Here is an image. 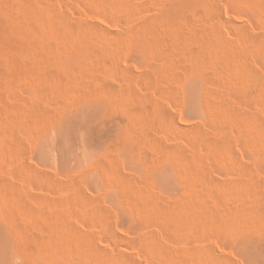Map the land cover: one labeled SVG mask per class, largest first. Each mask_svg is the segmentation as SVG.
I'll use <instances>...</instances> for the list:
<instances>
[{
  "label": "rangeland",
  "instance_id": "obj_1",
  "mask_svg": "<svg viewBox=\"0 0 264 264\" xmlns=\"http://www.w3.org/2000/svg\"><path fill=\"white\" fill-rule=\"evenodd\" d=\"M11 1L0 0V215L6 222L7 240L14 247L19 240L35 238L48 222L43 219L38 223L42 217L36 219L34 212H62L65 221L75 224L74 232L83 233L72 236L50 260L38 258L39 249L33 244L37 251L30 247L27 256L13 255L9 262L0 255V264H124L116 260L120 256H128L131 264H168L153 247L136 244L137 237L149 230L155 233L157 245L171 252L181 249L185 264H264V142L248 134L234 118L247 108L244 101L239 102L240 89L234 82L237 73L243 75V68L237 63L226 65L221 53L212 49L198 65L191 51L189 54L178 45L181 33L201 24L215 27L224 39L232 38L233 28L240 26L263 40L264 0ZM190 47L193 52L197 49L196 44ZM251 54L246 56L245 66L252 68L250 76L255 82H264V50L256 48ZM196 73L208 80L212 91L209 105L195 102L189 88ZM110 90L119 94L117 103L102 98ZM254 91L249 108L264 125V91ZM161 107L167 109L168 118L173 117L172 124L170 119H158ZM131 111L136 115L128 113ZM131 129L141 138L133 142H139L135 157L145 152L162 155L179 146L189 164L182 168L161 166L160 173L149 178L141 172V163L130 160L120 147L119 135L130 138ZM201 132L227 136L226 150H209ZM101 160L112 174H104ZM51 179L57 183L52 184ZM122 179L132 180L147 192L152 190L160 204L171 206L173 220L161 224L143 212L127 209L119 202ZM212 210L228 222H222L218 233L202 220L212 216ZM76 212H82L83 217ZM101 214L109 216L104 220Z\"/></svg>",
  "mask_w": 264,
  "mask_h": 264
},
{
  "label": "bare ground",
  "instance_id": "obj_2",
  "mask_svg": "<svg viewBox=\"0 0 264 264\" xmlns=\"http://www.w3.org/2000/svg\"><path fill=\"white\" fill-rule=\"evenodd\" d=\"M14 1V0H13ZM13 1H11L12 3H14L15 1H17V0H15L14 2ZM22 1V0H21ZM104 1H106V0H104ZM103 1V2H104ZM111 1V0H110ZM120 1V0H119ZM214 1V0H213ZM25 2V1H24ZM30 2H31V0H30ZM165 2V1H164ZM175 2V1H174ZM22 3V2H21ZM262 3V2H261ZM206 4V3H205ZM11 5H14V4H11ZM17 5V4H16ZM264 5V4H263ZM15 6V5H14ZM23 6V5H22ZM21 6V7H22ZM32 6H33V1H32ZM165 6V5H164ZM260 6V5H259ZM20 7V8H21ZM28 7V6H27ZM32 8V7H31ZM30 8V9H31ZM263 8V7H262ZM261 8V9H262ZM26 9H29V7L28 8H26ZM37 9V8H36ZM166 9V8H165ZM5 10V9H4ZM217 12V11H216ZM215 12V13H216ZM2 12H0V14H1ZM6 13V12H5ZM4 13V14H5ZM10 13V12H9ZM21 13V12H20ZM19 13V14H20ZM23 14H24V12H22ZM21 13V14H22ZM214 13V12H213ZM214 13V14H215ZM218 13V12H217ZM216 13V14H217ZM3 14V13H2ZM14 14V13H13ZM17 14V13H16ZM204 14V13H203ZM202 14V16H204ZM213 14V16H214V18H217L218 20H220L219 19V15H214ZM220 14V13H219ZM260 14V13H259ZM264 14V13H263ZM27 15V14H26ZM2 16V15H1ZM16 16V15H15ZM28 16V15H27ZM209 16V15H208ZM221 16V15H220ZM14 17V16H13ZM19 17H22V15L21 16H19ZM26 17V16H25ZM222 17V16H221ZM20 19V18H19ZM18 19V20H19ZM13 20V19H12ZM21 20V19H20ZM214 20H216V19H214ZM217 20V21H218ZM264 20V19H263ZM15 21V20H14ZM54 21V20H53ZM57 21V20H56ZM221 21V20H220ZM2 22V21H1ZM5 22V21H4ZM58 22V21H57ZM206 23H208V20L206 21ZM2 24H4V23H2ZM9 23H7V25H8ZM154 24V23H153ZM209 24V23H208ZM6 25V24H5ZM202 26L204 25V24H201ZM201 25H196V26H189V30H188V33L186 32V34H183V33H181V37L179 36V40H178V42H179V44L178 45H180L179 47L181 48L182 47V49H183V51L186 49V51H189L188 53L190 54V51H191V55L193 54L194 55V57H196V63H198V65H199V63H202L201 61H202V57H203V55H204V53L206 52L207 53V51L209 52V50L210 49H212V50H214V51H218V52H220L221 54L220 55H222L221 56V61L223 60L225 63H226V65H228L229 64V66H230V64L232 65H234V64H238L240 67H242L243 69H241L242 70V74L243 75H240L239 76V74L237 73L236 75H237V77H236V75H235V80H234V82H236V83H238V85H239V95H238V100H239V102H243L244 101V103L247 105V108L246 109H244L245 111H243V112H238V113H236L234 116V118H235V120H237V122L242 126V127H244L245 128V131L248 133V134H250V135H256L257 137H258V139H263V141L262 142H264V125H261L260 124V122H259V117L256 115V114H253V112L252 111H250V108H251V106H250V104H251V101H253L252 99L254 98V94H255V89H259V90H261L262 92L264 91V82H260V81H258V79H257V81L258 82H255V80L253 79V78H251V76H250V74H252L251 73V69L252 68H250V70H249V68L247 69V67L245 66V59H247L248 57H246V56H248V54H253L255 51H256V48H257V50H264V37L262 36V39L263 40H261L260 38H258V39H260L259 41L255 38V36H256V34H254L255 36H253V33L251 34H249L244 28H242V27H240V26H235L234 28H233V36H232V38H221L222 37V35H220L219 36V33H218V29H216L215 27H213L212 28V26H209L208 25V27H207V24L204 26V27H202ZM210 25H213V24H210ZM4 26V25H3ZM157 26V25H156ZM210 27V28H209ZM186 29V28H185ZM184 28H183V30H185ZM8 30V29H7ZM68 30V29H67ZM73 30V29H72ZM162 30V29H161ZM164 31V30H163ZM69 32V31H68ZM79 32V31H78ZM77 32V33H78ZM81 32V31H80ZM63 33V32H62ZM61 33V34H62ZM82 33V32H81ZM90 33V32H89ZM145 33V32H144ZM179 33V32H178ZM221 33V32H220ZM66 34H68V33H66ZM79 34V33H78ZM70 35V34H69ZM160 35V34H159ZM261 35V34H260ZM94 36V35H93ZM99 36V35H98ZM177 36H178V34H177ZM163 37V36H162ZM256 37H259V36H256ZM66 38H68V37H66ZM166 38V37H165ZM105 39H106V37H105ZM163 39V38H162ZM161 39V40H162ZM177 39V38H176ZM102 40V39H101ZM108 40V39H107ZM173 40V39H172ZM103 41V40H102ZM111 41V40H110ZM155 41V40H154ZM109 42V41H108ZM171 42V41H170ZM156 43V42H155ZM160 43V42H159ZM240 44V46H239V48H238V46H237V44ZM112 44V43H111ZM163 44V43H162ZM192 44H196L197 45V49L195 48L194 49V52H193V50H192V48L190 47V46H192ZM238 44V45H239ZM104 45V44H103ZM177 45V46H178ZM111 46V45H110ZM175 47V46H174ZM193 47H195V46H193ZM108 48V47H107ZM117 48V47H116ZM165 48H167V46L165 47ZM154 49V48H153ZM101 50V49H100ZM107 50V49H106ZM110 50V49H109ZM112 50V49H111ZM157 50V49H156ZM161 50L159 49V52H160ZM167 51V50H166ZM169 51V50H168ZM177 51V50H176ZM211 51V50H210ZM154 52V51H153ZM158 52V53H159ZM193 52V53H192ZM161 53V52H160ZM163 53V52H162ZM186 53V52H185ZM205 53V54H206ZM46 54V53H45ZM251 54V55H252ZM106 55V54H105ZM109 55V54H108ZM180 55H183V54H180ZM109 56H111V55H109ZM155 56V55H154ZM187 56V55H186ZM189 56V55H188ZM112 57V56H111ZM180 57V56H179ZM193 58V56H190V58ZM205 57V56H204ZM246 57V58H245ZM251 57V56H250ZM160 58H161V56H160ZM188 58V57H187ZM237 58V59H236ZM204 59V58H203ZM236 59V60H235ZM184 60V59H183ZM171 61V60H170ZM175 61H176V59H175ZM185 61V60H184ZM186 61H187V59H186ZM207 61H208V59H207ZM249 61V60H248ZM18 62V61H17ZM167 62V61H166ZM172 62V61H171ZM247 62V61H246ZM217 63V62H216ZM16 64V63H15ZM186 64V63H185ZM195 64V63H194ZM203 64V63H202ZM222 64V63H221ZM45 66H46V64H44ZM196 65V64H195ZM232 65V66H233ZM237 65V66H238ZM246 65H248V67H249V65H251V64H246ZM10 66V65H9ZM157 66V65H156ZM159 66V65H158ZM157 66V67H158ZM163 66V65H162ZM179 66V65H178ZM194 66V65H193ZM200 66H201V64H200ZM16 67V66H15ZM21 67V66H20ZM25 67V66H24ZM24 67H23V69H24ZM171 67V66H170ZM239 67V68H240ZM245 67H246V70L244 71V69H245ZM10 68V67H9ZM26 68H27V66H26ZM154 68V67H153ZM168 68V67H167ZM181 68V67H180ZM200 68H202V67H200ZM207 68V67H206ZM232 68V67H231ZM238 68V67H237ZM159 69V68H158ZM161 69V68H160ZM169 69V68H168ZM167 69V70H168ZM186 69H187V67H186ZM21 70V69H20ZM162 70H166V67L164 68H162ZM239 70V69H238ZM237 70V71H238ZM10 71V70H9ZM22 71V70H21ZM54 71V70H53ZM154 71V70H153ZM173 71V70H172ZM204 71V70H203ZM208 71V70H207ZM18 72V71H17ZM20 72V71H19ZM7 73V72H6ZM144 73H145V71H144ZM159 73V72H158ZM172 73V72H171ZM187 73V72H186ZM143 74V73H142ZM157 74V73H156ZM206 76H207V74L206 73H204ZM210 74V73H209ZM10 75V74H9ZM8 74L6 75V76H4V78L5 77H7V76H9ZM171 75V74H170ZM173 75V74H172ZM204 75V76H205ZM254 75V74H253ZM177 76V75H176ZM178 76H179V74H178ZM182 76V75H181ZM142 77H144V75L142 76ZM165 77V76H164ZM175 77V76H174ZM173 77V78H174ZM3 78V77H2ZM3 78V79H4ZM11 78H13V77H11ZM17 78V77H16ZM179 78V77H178ZM178 78H176V79H178ZM182 78V77H181ZM209 78V77H208ZM232 78V79H233ZM263 78V77H262ZM133 79V78H132ZM167 79H168V77H167ZM5 80H6V78H5ZM156 80V79H155ZM165 80V79H164ZM183 80V79H182ZM237 80V81H236ZM262 81H263V79H261ZM8 81H10V80H8ZM151 81V80H150ZM153 82H154V80H153ZM161 82V81H160ZM148 83V82H147ZM215 83V82H214ZM235 83V84H236ZM153 84V83H152ZM163 84V83H162ZM171 84V83H170ZM169 84V86H171ZM176 84V83H175ZM197 84H199L200 85V89L197 91ZM218 84V83H217ZM229 85V84H228ZM75 86V85H74ZM99 86H100V84H99ZM173 86V85H172ZM109 87H110V85H109ZM119 87V86H118ZM126 87V86H125ZM174 87V86H173ZM99 88V87H98ZM113 88V87H112ZM111 88V89H112ZM167 88V87H166ZM189 88H190V90L193 92V94H194V98H195V102H198L199 103V101H200V105H209L208 103H209V95L211 94V89H210V85L208 84V80L206 79V77H203V75L202 74H194L193 76H192V80H191V83L189 84ZM215 88V87H214ZM223 88V87H222ZM238 88V87H237ZM107 89V88H106ZM110 89V88H109ZM116 89V88H115ZM114 89V90H115ZM122 89H124V88H122ZM132 89V88H131ZM173 90H174V88H172ZM118 90H119V88H118ZM117 90V91H118ZM133 90V89H132ZM220 90V89H219ZM94 91V90H93ZM111 91V90H110ZM126 91V90H125ZM135 91V90H134ZM134 91H132V92H134ZM163 91V90H162ZM211 91V92H210ZM257 91V90H256ZM72 92V91H71ZM97 92H98V90H97ZM96 92V94H98ZM110 93V92H109ZM122 93V92H121ZM131 93V92H130ZM73 94V93H72ZM103 94H105V93H103ZM141 94V93H140ZM179 94V93H178ZM119 94H117L116 92H113V91H111V93L110 94H108V96H106V95H102V98L103 99H105V100H108V101H110V102H113V103H117L118 101H119V96H118ZM124 95V94H123ZM264 95V94H263ZM79 96V95H78ZM82 96V95H81ZM93 96V95H92ZM91 96V97H92ZM121 96V95H120ZM133 96V95H132ZM174 96V95H173ZM215 96V95H214ZM237 96V95H236ZM258 96V95H257ZM126 97V96H125ZM131 97V96H130ZM79 98V97H78ZM83 98V97H82ZM133 98V97H132ZM227 98H229V97H227ZM237 98V97H236ZM222 99V98H221ZM230 99V98H229ZM228 99V100H229ZM72 100V99H71ZM76 100H77V97H76ZM79 100V99H78ZM123 100V99H122ZM129 100V99H128ZM137 100V99H136ZM212 100V99H211ZM124 101H125V99H124ZM142 101V100H141ZM145 101V100H144ZM219 102V101H218ZM222 102V101H221ZM139 103H140V101H139ZM243 103V104H244ZM112 104V103H111ZM122 104V103H121ZM157 104V103H156ZM159 104V103H158ZM161 104V103H160ZM222 104H223V102H222ZM241 104V103H240ZM155 105V104H154ZM162 105V104H161ZM252 105V104H251ZM140 106V105H139ZM213 106V105H212ZM231 106V105H230ZM118 107H119V103H118ZM121 107V106H120ZM204 107V106H203ZM208 107V106H207ZM238 107L239 106H237L236 108L238 109ZM250 107V108H249ZM114 108V107H113ZM244 108V107H243ZM130 109V108H129ZM134 109V108H133ZM164 110V108H162L161 107V111H159V113H158V116H159V118L158 119H160V120H164L165 122L167 121L168 122V119H170V118H168L169 116L167 115V112L168 111H163ZM206 109V108H205ZM241 109H242V107H241ZM132 110V109H131ZM136 110V109H135ZM146 110V109H145ZM144 110V111H145ZM160 110V109H159ZM208 110V109H207ZM137 111V113H138V110H136ZM209 112V111H208ZM237 112V111H236ZM128 113H130V114H134L135 113V111L133 112V111H131V112H128ZM141 112H139L138 114H140ZM206 113V112H205ZM137 114V115H138ZM170 114V113H169ZM234 114V113H233ZM135 115H136V113H135ZM147 115H148V113H147ZM153 115V114H152ZM151 115V116H152ZM129 116V115H128ZM132 116V115H131ZM155 116V115H154ZM142 117V116H141ZM171 117V116H170ZM133 118H134V116H133ZM173 118V117H172ZM171 118V119H172ZM155 120H156V118H154ZM171 119L169 120L170 121V123H171ZM132 121V120H131ZM135 121V120H134ZM36 122L40 125V124H42V121H40V120H36ZM162 122V121H161ZM172 122H173V119H172ZM136 123V122H135ZM135 123H134V125H135ZM174 123H176V122H174ZM132 124H133V122H132ZM138 124V123H137ZM172 124V123H171ZM128 127H129V125H128V123L126 124ZM131 126V125H130ZM154 127V126H153ZM133 128V127H132ZM129 130H130V128H129ZM135 130V129H134ZM133 130V132H135ZM205 130V129H204ZM201 131V130H200ZM200 131H199V133H200ZM131 136H130V138L129 137H125V135L124 134H120L119 135V141H120V147H121V149L124 151V153H125V155L130 159V160H135V161H138V162H140L141 163V165H142V167H143V170H141V172L143 171H145V174L149 177V178H154L155 176H157L159 173H160V167L161 166H164V165H172L173 167L175 166V167H183L184 165H188L189 163H188V161H187V154L185 153V151L184 150H182V149H180L179 148V146L176 148H168V150H166L165 152H163V154L161 155H154L153 154V156L152 155H147L146 154V152H145V154H141V156L140 157H135V152H136V147H135V145L136 146H138L137 144L139 143H133L134 141H136L137 140V137L138 136H136L135 135V133H133L132 132V129H131ZM196 132L198 133V131L196 130ZM211 132V131H210ZM202 133V132H201ZM222 133V132H221ZM126 134H129V133H126ZM183 135V134H182ZM195 135H196V133H195ZM197 135H200V134H197ZM196 135V136H197ZM220 135V134H219ZM194 136V135H193ZM201 136V137H200ZM200 136H198V137H200L201 138V140L203 141V143L205 144L204 146H207V148L209 149V150H218V151H220L221 152V150H222V152H223V149H225L226 150V148H224V146L227 144L226 143V137L225 138H222V137H212V136H208V135H205V133L203 134L202 133V135H200ZM214 136V135H213ZM218 136V135H217ZM256 136H254V137H256ZM147 137V136H146ZM158 137V136H157ZM223 137H224V135H223ZM150 138V137H149ZM138 139H141L140 137H138ZM197 139V138H196ZM199 140V139H198ZM201 140H200V142H201ZM260 140V141H261ZM149 141V140H148ZM177 141V140H176ZM193 141V140H192ZM157 142V141H156ZM117 143V142H116ZM194 143V142H193ZM142 144V143H141ZM140 144V145H141ZM153 144V143H152ZM163 144V143H162ZM177 144V143H176ZM187 144V143H186ZM186 144H185V146H186ZM170 145V144H169ZM193 144H191V146H192ZM119 146V145H118ZM152 146V145H151ZM159 146V145H158ZM181 146H182V144H181ZM202 146V145H201ZM149 147V146H148ZM168 147V146H167ZM171 147H172V145H171ZM138 148H141V147H138ZM182 148V147H181ZM141 149H143V148H141ZM165 149H167V148H164V150ZM153 150V149H152ZM163 150V149H162ZM138 151H141V150H139L138 149ZM192 151H194V149L192 150ZM141 152H143V151H141ZM155 152V151H154ZM211 152V151H210ZM139 153V152H138ZM192 153V152H191ZM139 154V155H140ZM198 154V153H197ZM191 155V154H190ZM192 156V155H191ZM142 157V158H141ZM107 158V157H106ZM190 159H191V157H190ZM104 160V159H103ZM98 162H100V166H101V169H102V171L104 172V174L106 175V176H108L109 174H112V170H111V168H109L108 166H106V164H105V162H103L102 160L101 161H98ZM194 163V162H193ZM200 165V164H199ZM174 167V168H175ZM193 167V166H192ZM192 167H190L191 169H192ZM181 168H179V169H181ZM185 168V167H184ZM188 168V167H187ZM178 169V170H179ZM189 169V168H188ZM93 170V169H92ZM89 171V170H88ZM116 171V170H115ZM178 172V171H177ZM183 172H185V171H183ZM88 173V172H87ZM179 173V172H178ZM115 174L117 175V177L119 176L116 172H115ZM182 175V174H181ZM71 176V175H70ZM106 176H104V177H106ZM111 176V175H110ZM109 176V177H110ZM129 176V175H128ZM127 176V177H128ZM114 177V176H113ZM121 177H123V176H121ZM124 178V177H123ZM120 176H119V182H120ZM125 179H126V177H125ZM129 179H131V178H129ZM106 180V179H105ZM110 180V179H109ZM114 180V179H113ZM124 179H122L121 180V182L123 181ZM115 181H116V178H115ZM50 182L52 183V184H55V183H57V182H55V180L54 179H51L50 180ZM110 182V181H109ZM118 182V181H117ZM116 182V183H117ZM139 182V181H138ZM137 182V183H138ZM214 182V181H213ZM233 182V181H232ZM107 183V182H106ZM113 183H115V182H113ZM115 183V184H116ZM205 183H207V182H205ZM120 184H122V185H120V186H122L120 189H121V191H119L120 192V199H119V202H121V201H123V204L125 203V206L127 207V209H129V210H131V211H140V212H143L147 217L149 216L150 218H151V220L152 221H154V222H158V223H161V224H163V223H165V221L168 223V219H172V218H174L173 217V212H172V210L169 208V207H171V206H169V207H166V205H162V203L160 204L159 203V199L157 200V197L158 196H156V194H154L153 192H152V190H151V192H147V191H145L144 190V188H138V185H136L135 184V182H134V184H132V180H124L122 183H120ZM209 184V183H208ZM213 184V183H212ZM210 185H211V183H210ZM119 186V187H120ZM212 186V185H211ZM229 186V185H228ZM118 187V188H119ZM222 187V186H221ZM229 188V187H228ZM146 189V188H145ZM76 190V189H75ZM226 190V189H225ZM229 190V189H228ZM12 191V190H11ZM150 191V190H149ZM207 191V190H206ZM209 191H210V189H209ZM212 191V190H211ZM231 191V190H230ZM10 192V191H9ZM21 192V191H20ZM75 192V191H74ZM118 192V193H119ZM221 192V191H220ZM15 193V192H14ZM22 193V192H21ZM206 193V192H205ZM210 193H212V192H210ZM10 194H12V193H10ZM24 194V193H23ZM195 194V193H194ZM196 194H198V192L196 193ZM230 194V193H229ZM8 195V194H7ZM13 195V194H12ZM79 195V194H78ZM14 196V198H16L15 196L16 195H13ZM12 196V197H13ZM19 196V195H18ZM193 196V195H192ZM196 196V195H195ZM198 196V195H197ZM208 196V195H207ZM81 197V196H80ZM79 197V198H80ZM182 197V196H181ZM194 197V196H193ZM200 197H201V195H200ZM23 198V197H22ZM191 198V197H190ZM195 198V197H194ZM198 198H199V196H198ZM99 199V198H98ZM186 199V198H185ZM192 199V198H191ZM200 199V198H199ZM16 200V199H15ZM18 200H20V199H18ZM24 200V199H23ZM82 200V199H81ZM162 200V199H161ZM198 200V199H197ZM196 200V201H197ZM71 201H72V199H71ZM100 201V200H99ZM172 201V200H171ZM177 201V200H176ZM189 201V200H188ZM192 201V200H191ZM199 201V200H198ZM8 202H9V200H8ZM20 202H21V200H20ZM22 202H24V201H22ZM92 202V201H91ZM90 202V203H91ZM163 202V201H162ZM180 202V201H179ZM186 203H188V202H186ZM194 203V201L192 202V204ZM210 203V202H209ZM74 204H75V202H74ZM74 204H72V205H74ZM92 204V203H91ZM93 204H94V202H93ZM122 204V203H121ZM183 204H184V202H183ZM191 204V205H192ZM27 205V204H26ZM67 205V204H66ZM176 205V204H175ZM175 205H173V206H175ZM180 205L181 204H179V206L178 207H180ZM184 205H186V204H184ZM198 204H196V206H197ZM125 206H124V208H125ZM168 206V205H167ZM194 206V205H193ZM195 206V207H196ZM199 206V205H198ZM28 207V206H27ZM66 207V206H65ZM181 207H182V205H181ZM180 207V208H181ZM185 207V206H184ZM201 207V206H200ZM207 207V206H206ZM175 208H177V207H174V212H175ZM179 208V209H180ZM199 208V207H198ZM258 208V207H257ZM263 208V207H262ZM94 209H96V208H94ZM133 209V210H132ZM184 209H188V207L186 206ZM206 209V208H205ZM204 209V210H205ZM212 209V208H211ZM215 209V208H214ZM234 210H236V209H234ZM256 210V209H255ZM76 211V210H75ZM127 211V210H126ZM178 211V210H177ZM176 211V212H177ZM179 211H183V210H179ZM178 211V212H179ZM185 211H187V210H185ZM190 211H192L191 209H190ZM221 211V210H220ZM232 211V210H231ZM258 211V210H257ZM262 211V210H261ZM12 212V211H11ZM98 212V211H97ZM128 212V211H127ZM236 212V211H235ZM243 212H244V210H243ZM65 213V212H64ZM92 214H93V212H91ZM94 213H96V212H94ZM100 213V212H99ZM102 213V212H101ZM103 213H105L106 215H107V213L106 212H103ZM102 213V214H103ZM134 212H132V214H133ZM138 213V212H137ZM183 213V212H182ZM186 213V212H185ZM192 213V212H191ZM204 213H206V212H204ZM207 213H208V211H207ZM212 213H213V210H212ZM259 213V212H258ZM10 214V213H9ZM34 214H35V218H36V216L37 217H42V218H38L39 220H38V223H39V221H41V220H46L47 222H48V224L47 225H45V227L44 226H41L42 225V223H41V225L40 224H37L38 226H36V227H38L39 228V226H41L42 228L41 229H39V231H41V232H39L38 231V236L36 235V234H34V239L32 240H30V242L28 241V242H22V241H20L19 240V242H17L15 245H14V247H11V245L9 244V242H8V236H7V234H6V230H5V227H6V222H5V220H3V217L0 215V255L1 256H6L7 258H8V262L10 261V259H11V257L13 256V255H17V254H19V256L20 255H22L23 257H25V256H27V249H30V247H33L32 248V250L34 249V246H36L35 248H38L39 249V252H37V257L38 258H41L42 260L44 259H48V260H50L49 258H53V255H55V254H57L58 253V251H60L59 249H61V247L63 246V245H65L70 239H72V236L73 237H75V235L77 236V234H76V231L74 232V229H76V227H74V225L72 224L71 225V223H68L69 221H65L64 220V218H65V215H64V218L62 217V212H55V213H50V212H34ZM69 214H75V212H69ZM84 214V213H83ZM90 213H87L86 215H89ZM101 214V216H103V219L105 220L108 216H106V215H102ZM175 214H178V213H175ZM188 214H189V212H188ZM203 214V213H202ZM238 214V213H237ZM246 214V213H245ZM253 214V213H252ZM256 214V213H255ZM76 215L77 216H82L83 217V215H82V212H76ZM98 215V214H97ZM183 215H185V214H183ZM190 215V214H189ZM194 215V214H193ZM193 215L191 216V217H193ZM200 215V214H199ZM198 215V216H199ZM207 215V214H206ZM241 215L243 216V214H242V212H241ZM12 216V215H11ZM71 216V215H70ZM70 216H68V220H70L69 219V217ZM75 216V215H74ZM74 216H73V218H74ZM186 216V215H185ZM196 217H197V215H195ZM225 217H226V215H224ZM239 216V215H238ZM237 216V217H238ZM245 216V215H244ZM264 216V215H263ZM85 217V216H84ZM90 217H91V215H90ZM142 217H143V214H142ZM146 217V218H147ZM195 217V218H196ZM200 217H202V216H200ZM224 217V218H225ZM229 217V216H228ZM227 217V218H228ZM6 218H8V217H6ZM78 218V217H77ZM86 218H88V217H86ZM92 218V217H91ZM176 218H177V215H176ZM175 218V220H177ZM37 219V218H36ZM82 219V218H81ZM95 219H98V217L97 218H95ZM94 219V220H95ZM100 219H102L101 217H100ZM179 219H180V217H179ZM197 219H198V217H197ZM200 219H202V218H200ZM199 219V220H200ZM230 219V218H229ZM238 219V218H237ZM103 220V221H104ZM139 220V219H138ZM143 220V219H142ZM173 220V219H172ZM203 220V222H205L204 220H206L207 222H208V224L209 225H211V226H213V228L216 230L217 229V233L219 232L218 231V229L221 227L220 225L221 224H223L222 222H225L226 220L225 219H223L222 217L220 218V217H218L217 215H215L214 213H213V215L211 216V215H208V216H204V219H202ZM235 220V219H234ZM234 220H232L233 222H234ZM14 221H15V219H14ZM99 220H97V222H98ZM102 221V220H101ZM181 221V220H180ZM183 221V220H182ZM196 221V220H195ZM231 221V220H230ZM17 222H19V220L17 221ZM21 222V221H20ZM25 222V221H24ZM30 222V221H29ZM106 222V221H105ZM227 222V221H226ZM27 223H28V221H27ZM74 223H76V222H74ZM93 223H94V221H93ZM103 223V222H102ZM109 223V222H108ZM141 223V222H140ZM166 223V224H167ZM178 223V222H177ZM228 223V222H227ZM229 223H231V222H229ZM46 224V223H45ZM98 224V223H97ZM96 224V225H97ZM103 224H105V223H103ZM107 224V223H106ZM149 224V223H148ZM172 224H174L173 222H172ZM176 224V223H175ZM201 224V223H200ZM226 224V223H225ZM236 224V223H235ZM26 225V224H25ZM31 225V224H30ZM98 225H100V223L98 224ZM137 225V224H136ZM17 226V225H16ZM77 226V225H76ZM151 226V225H150ZM210 226V227H211ZM224 226V225H223ZM31 227V226H30ZM74 227V228H73ZM145 227V226H144ZM200 227V226H199ZM203 227V226H202ZM226 227V226H225ZM28 228V227H27ZM37 228V229H38ZM222 228V227H221ZM104 229H105V227H104ZM151 229V228H150ZM202 229H204V227L202 228ZM211 229V228H210ZM77 230V229H76ZM102 230H103V228H102ZM225 230V229H224ZM104 231V230H103ZM153 231V230H152ZM151 230H149V231H145V233L144 234H141V236H139V237H137V239H136V244L137 243H140V244H142V245H145V246H147V248L148 247H153L154 249H156L157 251H158V253H161L164 257H166V259L168 260V264H183L184 263V260H183V251H181V249H179L180 251H175V252H171V250L170 251H168V250H166V249H164L162 246H159V244L157 245V243H156V241H155V233L153 234V232H152ZM214 231V230H213ZM227 231V230H226ZM22 232H24L23 230H22ZM31 232V231H30ZM78 232H79V234L81 235V233H83L82 231L80 232L79 230H78ZM107 232V231H106ZM210 232H212V231H210ZM215 232V231H214ZM221 232V231H220ZM39 233H40V235H39ZM234 233V232H233ZM79 234H78V236H79ZM92 234V233H91ZM91 234H88L87 236H89V235H91ZM26 235V234H25ZM84 235L85 234H83L82 235V237L84 238ZM93 235H95V234H93ZM159 235V234H158ZM216 235V234H215ZM30 236V235H29ZM90 237V236H89ZM88 237V238H89ZM135 237V236H134ZM33 238V237H32ZM87 238V237H86ZM85 238V239H86ZM77 239V238H76ZM89 239H91V238H89ZM134 239V238H133ZM132 239V240H133ZM22 240V239H21ZM29 240V239H28ZM80 240V239H79ZM88 240V239H87ZM93 240V239H92ZM77 241V240H76ZM76 241H73L74 243L76 242ZM81 241H82V238H81ZM80 241V242H81ZM131 241V240H130ZM134 241H135V239H134ZM134 241H132V242H134ZM71 242V241H70ZM86 243H88L87 241H85ZM131 242V243H132ZM72 243V242H71ZM73 243V244H74ZM135 243V242H134ZM160 243V242H159ZM33 244H34V246H33ZM78 244V243H77ZM78 245H80V244H78ZM90 245V244H89ZM94 245V244H93ZM82 246V245H81ZM81 246H77V248L78 247H80L81 248ZM87 246H88V244H87ZM85 247L86 249L88 248V247ZM65 248H68V246H66ZM74 248V247H73ZM76 248V247H75ZM80 248H79V250H80ZM82 248H83V246H82ZM81 248V249H82ZM173 248V247H172ZM91 249V248H90ZM169 249V248H168ZM174 249V248H173ZM32 250H30V252H32ZM34 250H36V249H34ZM33 250V251H34ZM69 250V249H68ZM37 251V250H36ZM36 251H35V254H36ZM63 251V250H62ZM65 251V250H64ZM68 253V252H67ZM86 253V252H85ZM118 253V252H117ZM182 253V254H181ZM29 254V253H28ZM103 254H107V253H103ZM102 254V256H106V255H103ZM60 255V254H59ZM65 255V254H64ZM73 255V254H72ZM130 255V254H129ZM18 256V255H17ZM18 256V257H19ZM29 256V255H28ZM108 256V255H107ZM118 256V255H117ZM31 257H32V259H33V256L31 255L29 258L31 259ZM109 257V256H108ZM112 257V255L110 256V258ZM119 257V256H118ZM126 256H120L119 258H117L116 260L118 261V262H121V263H123V262H127V264H128V262H130V264L131 263H133V262H131L132 260L129 258H125ZM216 257V256H215ZM35 258V257H34ZM114 258V257H113ZM30 259H29V262H30ZM67 259V258H66ZM109 259V258H108ZM165 259V260H166ZM213 259V258H212ZM26 260V259H25ZM25 260H24V262H25ZM101 260H103V259H101ZM111 260H112V258H111ZM115 260V261H116ZM222 260V259H221ZM16 261V260H15ZM33 261V260H32ZM108 260H106V262H107ZM114 261V262H115ZM220 261V260H219ZM27 262V261H26ZM110 262H112V261H110ZM118 262H116V263H118ZM216 262V261H215ZM31 263V262H30ZM49 263V262H48ZM88 263V262H87ZM90 263V262H89ZM124 263V264H125ZM135 263V262H134ZM136 263H137V261H136ZM135 263V264H136ZM208 263V262H207ZM28 264V263H27ZM46 264V263H45ZM102 264H103V262H102ZM109 264H111V263H109ZM113 264V263H112ZM115 264V263H114ZM119 264V263H118ZM185 264V263H184Z\"/></svg>",
  "mask_w": 264,
  "mask_h": 264
}]
</instances>
